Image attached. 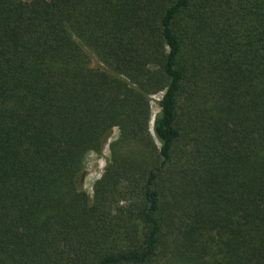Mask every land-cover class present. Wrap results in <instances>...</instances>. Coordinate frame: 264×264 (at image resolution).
<instances>
[{
    "label": "trees",
    "instance_id": "obj_1",
    "mask_svg": "<svg viewBox=\"0 0 264 264\" xmlns=\"http://www.w3.org/2000/svg\"><path fill=\"white\" fill-rule=\"evenodd\" d=\"M0 264H264V0H0Z\"/></svg>",
    "mask_w": 264,
    "mask_h": 264
},
{
    "label": "rangeland",
    "instance_id": "obj_2",
    "mask_svg": "<svg viewBox=\"0 0 264 264\" xmlns=\"http://www.w3.org/2000/svg\"><path fill=\"white\" fill-rule=\"evenodd\" d=\"M163 95V92H159L152 96L153 100H151V121L150 126H152L153 119L156 114L159 112V106L157 100H159ZM119 135V129L114 128L112 137L109 139L108 143L105 145L103 151L101 153L91 151L87 154L85 159V182L84 189L88 191V193L92 194L93 183L102 176L106 165L108 164V159L110 157V148L109 143L116 139Z\"/></svg>",
    "mask_w": 264,
    "mask_h": 264
}]
</instances>
